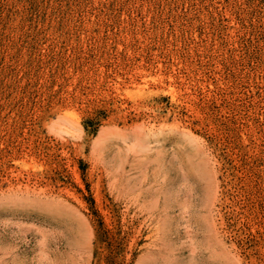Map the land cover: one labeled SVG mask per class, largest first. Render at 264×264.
Masks as SVG:
<instances>
[{"label": "rangeland", "instance_id": "rangeland-1", "mask_svg": "<svg viewBox=\"0 0 264 264\" xmlns=\"http://www.w3.org/2000/svg\"><path fill=\"white\" fill-rule=\"evenodd\" d=\"M0 264H264V0H0Z\"/></svg>", "mask_w": 264, "mask_h": 264}, {"label": "trees", "instance_id": "trees-1", "mask_svg": "<svg viewBox=\"0 0 264 264\" xmlns=\"http://www.w3.org/2000/svg\"><path fill=\"white\" fill-rule=\"evenodd\" d=\"M85 128H86V130L88 131V127H85ZM107 235H110V234L107 233ZM101 237H104V234H101ZM109 239H110V246H111V247H114L113 245H114V242L116 241L115 238H114V236L112 237V236L110 235V238H109ZM113 252H114V251H112L111 254H112ZM112 260H113V258H112V256H110V257H109V261L112 262Z\"/></svg>", "mask_w": 264, "mask_h": 264}]
</instances>
